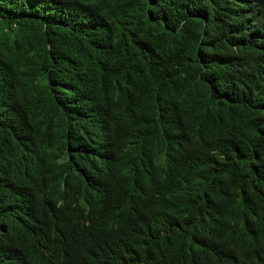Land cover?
I'll use <instances>...</instances> for the list:
<instances>
[{
	"label": "trees",
	"instance_id": "obj_1",
	"mask_svg": "<svg viewBox=\"0 0 264 264\" xmlns=\"http://www.w3.org/2000/svg\"><path fill=\"white\" fill-rule=\"evenodd\" d=\"M121 137L138 177L116 201L152 200L133 222L162 224L168 240L138 263L122 237L87 233L114 249L108 264H199L238 235L251 236L253 262L251 247H264V0H0V209L22 214L0 224V248L21 255L0 264L90 257L56 262L48 247L36 260L33 205L47 190L42 221L95 206L110 182L97 175L104 151Z\"/></svg>",
	"mask_w": 264,
	"mask_h": 264
},
{
	"label": "clouds",
	"instance_id": "obj_2",
	"mask_svg": "<svg viewBox=\"0 0 264 264\" xmlns=\"http://www.w3.org/2000/svg\"><path fill=\"white\" fill-rule=\"evenodd\" d=\"M134 147L132 140L121 137L104 151L105 154L106 151L111 150L113 155L107 164L106 171L99 168L97 175L103 177L108 174L110 182L95 190L97 198L95 206L74 203L78 215L66 210H58L49 216L47 220L42 221L39 215L43 203L48 197V191L45 190L36 197L33 205L35 220L33 227L30 229L34 238L39 242L40 250L35 255L36 260L48 262L45 258L50 255L46 250L49 247L50 252L56 256V262H69L75 257L82 256L85 252L90 254L93 252L87 260L81 261L80 264H93L94 259L97 260V264H108L103 255L112 256L114 249L107 246L100 251L96 243L88 237L87 233L89 232L107 233L111 236V241L117 237H122L130 245H135L133 249L125 250V253L131 251L137 257L138 263L147 259L153 248L168 240L166 229L162 224L149 221L133 222V217L152 200L143 206H121L116 201L115 190L121 181L126 177L131 179L138 177L137 170L129 163L134 153ZM49 160H44L41 163V169L45 177L50 172ZM56 161L59 163L58 160ZM195 165L197 163L194 157L188 155L187 166L189 170L194 171ZM21 215L19 208H1L0 224L9 220L19 221ZM41 231L50 233L51 237L55 239L57 252H54L52 247L49 246L47 237ZM238 236L243 238V244ZM238 236L228 240L217 259L201 253L199 264H264V247H251L253 251L252 262L246 254V244L251 243V236ZM15 256L21 255L12 247L0 248V263L7 259H13Z\"/></svg>",
	"mask_w": 264,
	"mask_h": 264
}]
</instances>
